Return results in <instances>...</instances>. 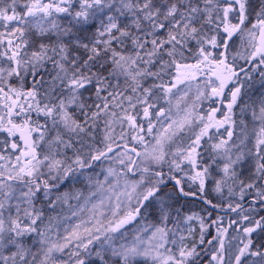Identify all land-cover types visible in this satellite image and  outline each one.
<instances>
[{
  "label": "snow or ice",
  "instance_id": "6c2138e0",
  "mask_svg": "<svg viewBox=\"0 0 264 264\" xmlns=\"http://www.w3.org/2000/svg\"><path fill=\"white\" fill-rule=\"evenodd\" d=\"M0 264H264V0H0Z\"/></svg>",
  "mask_w": 264,
  "mask_h": 264
}]
</instances>
